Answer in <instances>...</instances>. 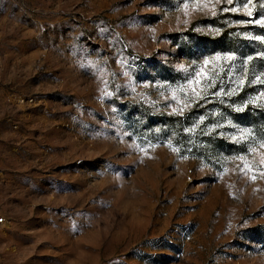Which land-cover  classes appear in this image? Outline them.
<instances>
[{
  "label": "rangeland",
  "instance_id": "obj_1",
  "mask_svg": "<svg viewBox=\"0 0 264 264\" xmlns=\"http://www.w3.org/2000/svg\"><path fill=\"white\" fill-rule=\"evenodd\" d=\"M0 217V264H264V0H0Z\"/></svg>",
  "mask_w": 264,
  "mask_h": 264
},
{
  "label": "snow or ice",
  "instance_id": "obj_2",
  "mask_svg": "<svg viewBox=\"0 0 264 264\" xmlns=\"http://www.w3.org/2000/svg\"><path fill=\"white\" fill-rule=\"evenodd\" d=\"M258 22V21H257ZM226 58L231 59V55L230 54H226ZM249 59H251V57H249ZM205 63H207V61H205ZM241 84L243 83V81L240 82ZM193 92V97L194 98H199L198 94L196 93L195 89L192 90ZM217 93H213V95H216ZM182 111V109H177ZM201 120H203V117H201Z\"/></svg>",
  "mask_w": 264,
  "mask_h": 264
},
{
  "label": "built area",
  "instance_id": "obj_3",
  "mask_svg": "<svg viewBox=\"0 0 264 264\" xmlns=\"http://www.w3.org/2000/svg\"><path fill=\"white\" fill-rule=\"evenodd\" d=\"M2 221H3V218H2V217H0V224L2 223Z\"/></svg>",
  "mask_w": 264,
  "mask_h": 264
}]
</instances>
